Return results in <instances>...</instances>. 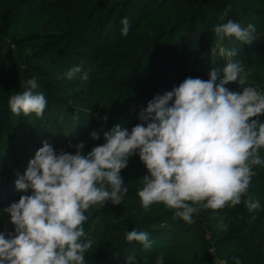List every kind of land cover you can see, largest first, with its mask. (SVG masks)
<instances>
[{
    "label": "trees",
    "instance_id": "16d2710c",
    "mask_svg": "<svg viewBox=\"0 0 264 264\" xmlns=\"http://www.w3.org/2000/svg\"><path fill=\"white\" fill-rule=\"evenodd\" d=\"M125 17L127 36L121 32ZM228 19L254 24L257 41H219L213 29ZM221 43L238 50L233 59L245 69V85L264 90V0H0V209L18 202L17 175L45 140L66 151L85 142L90 151L114 126L131 130L155 95L222 70L214 57ZM77 65L87 79L80 78L83 72L66 79ZM33 77L48 101L44 115L16 116L8 99ZM227 87L236 90L239 83ZM93 131L99 140H91ZM255 171L249 194L264 205V167ZM147 174L138 157L130 158L121 173L129 189L122 204L86 213L94 242L88 264H125L132 254L139 264H156L161 254L165 264H264V210L249 212L243 203L204 210L191 224L163 204L145 212L137 192ZM4 224L6 217L0 230ZM133 228L151 233L150 250L127 242Z\"/></svg>",
    "mask_w": 264,
    "mask_h": 264
},
{
    "label": "clouds",
    "instance_id": "9594fccd",
    "mask_svg": "<svg viewBox=\"0 0 264 264\" xmlns=\"http://www.w3.org/2000/svg\"><path fill=\"white\" fill-rule=\"evenodd\" d=\"M122 35L131 24L121 20ZM223 42L252 45L256 26L228 19L213 29ZM223 69H213L208 79L188 77L178 86L155 95L142 107L129 130L120 125L103 134L104 143L85 151L86 143L57 150L49 141L35 153L23 175H17L18 202L0 209V264H88L86 254L94 242L85 230L93 206L122 204L128 186L122 178L130 158L136 156L147 170L137 192L147 212L153 204L174 211V218L193 223L204 210H221L242 203L249 212L264 210L249 194L257 167H264V90L245 85V69L233 59L236 48L217 45ZM83 72L73 66L66 73L72 80ZM238 82L232 90L227 85ZM33 77L24 90L8 99L16 116L43 117L47 98ZM104 123L108 117L101 118ZM92 141L100 139L97 131ZM12 226V231L8 226ZM126 240L142 250L153 246L151 233L133 228ZM125 264H139L135 254ZM156 264H165L164 254ZM236 264H240L239 261Z\"/></svg>",
    "mask_w": 264,
    "mask_h": 264
},
{
    "label": "rangeland",
    "instance_id": "374dc122",
    "mask_svg": "<svg viewBox=\"0 0 264 264\" xmlns=\"http://www.w3.org/2000/svg\"><path fill=\"white\" fill-rule=\"evenodd\" d=\"M217 52H218V49L217 50H214V57H215V59H216V63H217V65L219 66V67H221V66H225V61L223 60V59H218V57H217Z\"/></svg>",
    "mask_w": 264,
    "mask_h": 264
}]
</instances>
